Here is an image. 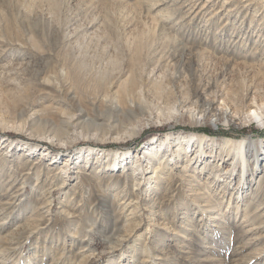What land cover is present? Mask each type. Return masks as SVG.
Wrapping results in <instances>:
<instances>
[{
  "label": "rangeland",
  "instance_id": "1",
  "mask_svg": "<svg viewBox=\"0 0 264 264\" xmlns=\"http://www.w3.org/2000/svg\"><path fill=\"white\" fill-rule=\"evenodd\" d=\"M175 1L0 0V264H264L255 149L171 155L264 151V0Z\"/></svg>",
  "mask_w": 264,
  "mask_h": 264
},
{
  "label": "bare ground",
  "instance_id": "2",
  "mask_svg": "<svg viewBox=\"0 0 264 264\" xmlns=\"http://www.w3.org/2000/svg\"><path fill=\"white\" fill-rule=\"evenodd\" d=\"M175 2H178V0H176ZM249 115H250L249 117H251L253 121L255 120V122L258 124V127L264 125V121H263L264 111H262L261 108L250 109L249 110ZM166 140L167 139L162 138V139H160L157 142V144L156 143H149V144L145 145L144 148H142L143 149L142 150L143 151L142 154H143V156L145 158L147 157L151 161H154V159H157V162H158L159 166L154 168L153 173H156V171L158 170V168L160 167L161 162H162V160L160 161L157 157L158 156L164 157L166 155V151H164V150L162 151L163 147H164L163 149H165V147H167V149H168V147H169V145H168L169 143ZM206 140L207 141H212L213 143H216V144H219V145L232 147V150H233L235 156H237L238 159H240L239 161H240L241 167H242V173L240 175L239 182L244 178V175L246 173L245 172V168H247V164H246L247 161L244 158V149H245V147L248 146V147H253L255 149V152H253L254 157H255L253 164H255L257 166L259 162L264 160V151L258 148V144L263 142L261 140H259V141H254V140L246 141V140H242V139L241 140H233V139H228V138L210 139L208 137H196L195 135H179L178 137H175L174 142H176L177 145H179V149L180 150L176 149L174 151L173 149H171V151H172L171 155L174 154V156H176L177 155V151H182L179 155H177V156H180L185 150L184 147L180 148V146H185L186 144L188 145L189 143H193L194 144V142H197L196 144H198V145H202L201 144L202 141H206ZM116 157H118V158L122 157V158H124V160L125 159H129V157L127 155L121 154V153H119V155L116 156ZM136 164L137 163H135L134 168L138 167V165H136ZM234 167H235V165L233 164L232 172L234 171ZM153 177H154V175H153ZM126 206H130L129 203ZM126 206H123V207H126ZM132 212H133V210L130 211V214H132ZM244 214H248V213L244 212Z\"/></svg>",
  "mask_w": 264,
  "mask_h": 264
},
{
  "label": "trees",
  "instance_id": "3",
  "mask_svg": "<svg viewBox=\"0 0 264 264\" xmlns=\"http://www.w3.org/2000/svg\"><path fill=\"white\" fill-rule=\"evenodd\" d=\"M205 132H207V131H205ZM209 133V132H208ZM214 135H222L221 133H215Z\"/></svg>",
  "mask_w": 264,
  "mask_h": 264
}]
</instances>
